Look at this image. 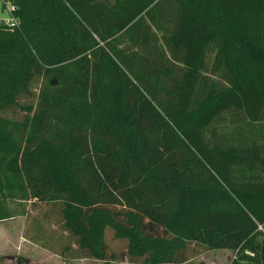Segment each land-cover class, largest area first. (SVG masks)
I'll use <instances>...</instances> for the list:
<instances>
[{
    "label": "trees",
    "instance_id": "16d2710c",
    "mask_svg": "<svg viewBox=\"0 0 264 264\" xmlns=\"http://www.w3.org/2000/svg\"><path fill=\"white\" fill-rule=\"evenodd\" d=\"M7 2L0 222L33 199L75 259L264 264V0Z\"/></svg>",
    "mask_w": 264,
    "mask_h": 264
},
{
    "label": "rangeland",
    "instance_id": "374dc122",
    "mask_svg": "<svg viewBox=\"0 0 264 264\" xmlns=\"http://www.w3.org/2000/svg\"><path fill=\"white\" fill-rule=\"evenodd\" d=\"M9 8H3L0 0V21L9 20ZM35 93V85L33 87ZM30 96L22 103L32 104L35 99ZM22 111L16 109L15 112L8 111L11 116H23ZM10 207L15 213L20 214L23 211L29 215L17 216V218L4 220L0 222V264H104L102 261L89 259H75L72 244L69 235H67L60 224V215L58 206H40L33 199L20 202H10ZM38 208L47 212L52 222L46 227V238L48 246L52 250L45 251L37 249L35 243L30 238L35 232V215L40 211ZM55 224V226H53ZM73 245V246H72ZM69 246V250L66 249ZM122 248H118L120 250ZM227 255H233L232 252H213L205 256L203 260H197L201 263L211 264H229ZM125 264V263H122Z\"/></svg>",
    "mask_w": 264,
    "mask_h": 264
},
{
    "label": "crops",
    "instance_id": "0c3cea01",
    "mask_svg": "<svg viewBox=\"0 0 264 264\" xmlns=\"http://www.w3.org/2000/svg\"><path fill=\"white\" fill-rule=\"evenodd\" d=\"M40 217H41L40 213H37V214L35 215V218L40 219ZM15 218H17V217H15ZM15 218H12V219L14 220ZM42 223H43V222H42ZM50 223H51V221H50ZM50 223H46V222H44V226H43V228L46 229V227H48V225H50ZM53 226H55V224H53ZM35 247H36L37 249H43V250H45V251H48V246H45V247H44V246H40L39 244L35 243ZM221 251H222V252H231V251H228V250H213V251L204 252V253H202V254H200V255L194 257V258H191V259L188 261V264H206L205 261H204V263H201L200 261H197V260H203V258H204L205 256H208L210 253H213V252H221ZM232 256H233V255H232ZM232 256H231V255H227V258H228L229 263H230V261H231V259H232ZM211 264H214V263L212 262Z\"/></svg>",
    "mask_w": 264,
    "mask_h": 264
},
{
    "label": "built area",
    "instance_id": "2783aa9c",
    "mask_svg": "<svg viewBox=\"0 0 264 264\" xmlns=\"http://www.w3.org/2000/svg\"><path fill=\"white\" fill-rule=\"evenodd\" d=\"M2 2H4L5 0H1ZM10 4V2H7V7L8 5ZM10 13L12 12L11 10H9ZM10 26L14 25L15 24V21L13 18H9V20L6 21Z\"/></svg>",
    "mask_w": 264,
    "mask_h": 264
},
{
    "label": "clouds",
    "instance_id": "9594fccd",
    "mask_svg": "<svg viewBox=\"0 0 264 264\" xmlns=\"http://www.w3.org/2000/svg\"><path fill=\"white\" fill-rule=\"evenodd\" d=\"M8 8H9V10H11V11H15V10H16V9H15V6H13V5H11V4L8 5Z\"/></svg>",
    "mask_w": 264,
    "mask_h": 264
}]
</instances>
